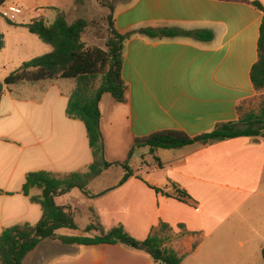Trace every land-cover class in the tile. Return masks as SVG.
I'll return each mask as SVG.
<instances>
[{
	"label": "crops",
	"instance_id": "0c3cea01",
	"mask_svg": "<svg viewBox=\"0 0 264 264\" xmlns=\"http://www.w3.org/2000/svg\"><path fill=\"white\" fill-rule=\"evenodd\" d=\"M10 1L14 2L12 19L3 11L9 1L0 9V16L7 20L0 26L5 36L1 82L23 63L53 51L26 28L36 19L43 18L48 24L61 16L70 24L85 20L89 27L83 41L96 46L103 39L99 26L88 16L94 10L90 0ZM254 1L264 6V0H115L112 22L120 35L170 28L207 30L214 38L203 43L185 37L153 39L135 34L123 43L125 102L118 103L109 94L100 102V130L105 158L111 165L82 191L81 199L74 198L79 201L75 206L69 198L76 189L56 197L58 206L70 208L75 222L78 215L87 214L86 229L94 210L105 230L122 226L138 241L165 223L173 229L168 245L183 258L182 264H241L240 255L248 253L246 244L258 243L264 249L257 230L251 231L245 243L239 241L247 231L244 211L264 203V139L196 143L177 150L159 149L154 154L141 147L129 158L137 139L168 131L190 137L209 133L218 124L237 121L240 104L256 98L251 71L258 60L264 13ZM25 31L33 36L29 45L34 51L23 58L25 43L19 36L24 37ZM110 37L109 31L104 41ZM74 88V81L64 79L4 87L0 104V237L6 228L34 226L42 219L41 206L22 193L29 173L86 172L94 162L84 123L67 116ZM136 155L139 164H133ZM125 163L133 176L107 185L104 180L112 176L113 169L124 170ZM173 184L186 191L192 203L178 200ZM154 188L164 189L170 196ZM41 194L37 187L31 191L32 196ZM65 199L68 202L62 204ZM76 224L78 234L72 236L99 235L85 233ZM65 230L58 234L69 236L61 233ZM56 244L41 243L24 264H35L41 253L43 264H156L150 255L122 244Z\"/></svg>",
	"mask_w": 264,
	"mask_h": 264
},
{
	"label": "trees",
	"instance_id": "16d2710c",
	"mask_svg": "<svg viewBox=\"0 0 264 264\" xmlns=\"http://www.w3.org/2000/svg\"><path fill=\"white\" fill-rule=\"evenodd\" d=\"M8 1L10 0H0V9ZM253 5L264 13V6L260 2L254 1ZM113 10L114 4L110 8L108 17L111 37L107 40L105 49L88 46L83 41V36L89 27V23L85 20L70 24L64 16H61L52 24L40 18L26 25L31 34L50 45L53 51L23 63L4 82L0 81V104L5 86L35 84L58 79L74 81L75 88L69 98L67 116L84 123L94 157L93 164L86 172L59 175L39 171L27 175L22 193L41 206L43 216L34 226L16 225L3 230L0 237V264H24L27 257L45 241L57 242L64 246L122 244L150 255L156 264L183 262V258L168 245L173 229L165 223L154 229L147 239L138 241L122 226L105 230L99 216L92 210V222L85 229V233L98 232V236L69 237L58 234L61 229L77 230L78 226L70 208L58 206L56 197L66 195L74 189L86 192L88 186L111 165L105 158L100 130V102L107 94L118 103L125 102L126 86L121 75L123 43L135 34L153 39L185 37L203 43L210 42L214 38L213 33L207 30L183 31L170 28H148L128 35H120L113 28ZM4 47L5 36L0 31V53ZM251 79L257 96L240 104L237 121L218 124L213 131L197 137H190L179 131H168L156 133L145 139H137L129 158L132 157L135 148L141 147H148L150 153L154 154L159 149L177 150L196 143L207 145L237 138L264 139V18L260 28L258 60L252 68ZM250 102H257V108L245 109ZM122 166L128 170V173L121 183L133 176L127 163ZM36 187L42 189L40 196L31 195L32 189ZM171 187L176 190L178 200L192 203L186 191L176 184ZM154 190L170 196L164 189L154 188ZM262 257L264 260V249Z\"/></svg>",
	"mask_w": 264,
	"mask_h": 264
},
{
	"label": "rangeland",
	"instance_id": "374dc122",
	"mask_svg": "<svg viewBox=\"0 0 264 264\" xmlns=\"http://www.w3.org/2000/svg\"><path fill=\"white\" fill-rule=\"evenodd\" d=\"M92 5L94 6V10L91 12L90 15H88L90 17V19H92V24H94L95 26H99L98 27V34L103 38L100 41H97L95 43L96 47L100 46L101 48L105 49V45L106 42L104 40L107 39L108 37V32L110 31L109 27H110V22L108 20V17L110 15V8L111 6L114 4V0H90ZM97 3H99V5H97ZM14 6V2L13 1H9L8 4L3 7V11H5L8 16H11V19L13 18V13L10 10V7ZM16 17H21V15H16ZM5 20L3 17L0 16V26L1 23H5ZM89 23V22H88ZM7 25V24H6ZM107 29H109V31H107ZM88 31V30H87ZM93 31V30H91ZM24 37L19 36L20 39L24 40V50H23V54L22 57L26 58L29 56V54H31L34 50L33 48L29 45V42L32 41L31 39H33V36H31V34L28 31L24 32ZM89 37L90 35L87 37L86 41L89 42ZM36 39V38H34ZM38 41V40H36ZM27 49V50H26ZM26 51V52H25ZM258 103L255 102H250L247 104L246 108L247 110H254L257 108ZM140 161V156L136 155L135 159L133 160V164L134 163H138L139 164ZM124 168V167H123ZM128 173V170H121L119 168H115L113 169L111 175L109 178H107L108 180H104L106 182V184H110L113 181H115L116 179H120L121 177L123 178L126 174ZM143 174H146V172H142ZM103 183V182H102ZM82 191L79 189H76L75 193L72 195V197L69 198L70 204L75 206L76 204H78L79 201H75V199H81ZM73 198V199H72ZM62 204L63 203H67L68 200L65 199L64 201H60ZM222 202L225 203V198L222 199ZM252 210L250 211L249 209H247L246 211H244V213H246V220L243 222V225L245 226L246 230V234L243 233V235L239 238V241L242 242H246L247 240V236L251 235V231L257 230L259 232V236L262 240V242L264 243V203H260L257 205H253L252 206ZM76 222L79 224L80 229L82 230L83 228L85 229V227L88 224V218H87V214H81L78 215L76 217ZM63 235H77L78 232L74 231V230H65L61 232ZM59 245V244H56ZM259 244H246L245 248L248 249V253L246 254L245 252H243L242 255H240V262L241 264H264V260L262 257V250L260 249L261 247L258 246ZM44 253H41L40 258H36L34 260L35 264H43L44 263V257H43ZM49 258H54V255H51Z\"/></svg>",
	"mask_w": 264,
	"mask_h": 264
}]
</instances>
